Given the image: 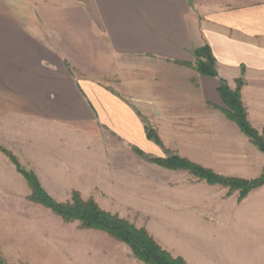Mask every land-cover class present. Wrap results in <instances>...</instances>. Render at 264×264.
<instances>
[{
    "label": "crops",
    "instance_id": "crops-1",
    "mask_svg": "<svg viewBox=\"0 0 264 264\" xmlns=\"http://www.w3.org/2000/svg\"><path fill=\"white\" fill-rule=\"evenodd\" d=\"M204 45L217 78L192 67ZM219 79L232 90L243 81L247 119L261 131L264 0H0V148L49 196L42 172L67 185L69 141L88 158L87 148L116 146L160 157L148 124L163 147L184 132L209 147L248 144L222 112ZM10 179L29 197L0 152V186Z\"/></svg>",
    "mask_w": 264,
    "mask_h": 264
},
{
    "label": "rangeland",
    "instance_id": "rangeland-1",
    "mask_svg": "<svg viewBox=\"0 0 264 264\" xmlns=\"http://www.w3.org/2000/svg\"><path fill=\"white\" fill-rule=\"evenodd\" d=\"M181 135L167 140L179 145L164 149L224 178L253 180L264 170V153L248 139L243 147H209L189 133ZM72 143L61 165L68 176L65 187L53 171L42 172L51 198L70 200L72 191H80L83 200L145 230L185 264H264V186L241 200L238 191L208 184L187 171L162 168L135 148H87L95 152L88 158ZM13 184L0 186V256L5 264H143L125 244L83 230L76 222L64 223L31 203L23 182Z\"/></svg>",
    "mask_w": 264,
    "mask_h": 264
},
{
    "label": "trees",
    "instance_id": "trees-1",
    "mask_svg": "<svg viewBox=\"0 0 264 264\" xmlns=\"http://www.w3.org/2000/svg\"><path fill=\"white\" fill-rule=\"evenodd\" d=\"M192 56L195 60L192 67L197 73L212 78L218 77L216 60L207 45L193 50ZM242 86L243 81L239 79L236 81V88L232 90L226 81L219 79L218 93L225 106L222 112L229 121L237 126L251 144L264 153V128L259 134L249 124L246 109L241 101L240 90ZM145 135L149 141L163 149L165 156L151 157L137 148L134 149L135 152L162 168L187 171L190 175L208 184L219 185L228 188L230 191H238L241 200L250 191L264 186V170L260 177L253 180L224 178L211 170L189 162L183 157L171 155L164 149L157 133L148 124L145 126ZM0 152L8 158L25 180L30 190L28 200L50 210L64 223L76 222L83 230L105 233L113 240L128 246L133 256L143 264H185L181 258H174L160 248L145 230L137 229L127 221L105 212L92 200H83L76 191L71 192L70 200L66 202L55 201L42 188L33 172L24 169L11 153L2 148H0ZM0 264H5L1 256Z\"/></svg>",
    "mask_w": 264,
    "mask_h": 264
}]
</instances>
